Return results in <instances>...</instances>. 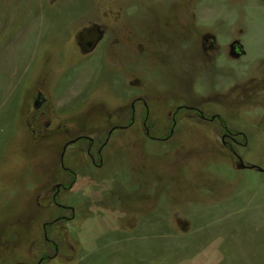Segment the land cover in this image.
Returning <instances> with one entry per match:
<instances>
[{
  "label": "rangeland",
  "instance_id": "obj_1",
  "mask_svg": "<svg viewBox=\"0 0 264 264\" xmlns=\"http://www.w3.org/2000/svg\"><path fill=\"white\" fill-rule=\"evenodd\" d=\"M257 166L264 0H0V264H264Z\"/></svg>",
  "mask_w": 264,
  "mask_h": 264
},
{
  "label": "flooded vegetation",
  "instance_id": "obj_2",
  "mask_svg": "<svg viewBox=\"0 0 264 264\" xmlns=\"http://www.w3.org/2000/svg\"><path fill=\"white\" fill-rule=\"evenodd\" d=\"M213 37H211V36H206L205 37V41H209L210 43L212 42L213 43ZM238 43H234V45H236V46H238V48L240 47L239 46V44L237 45ZM233 45V46H234ZM39 96H41L40 94H39ZM42 98V97H41ZM202 118H203V116H201ZM134 118H135V108H134V105L132 104V117H131V123H130V125H132V121L134 120ZM214 117H212V119H213ZM145 124V123H144ZM48 125V124H47ZM147 131H146V133H147V135H149V131H148V129L147 128H145ZM172 130L173 129H171L170 131L172 132ZM67 144H69V143H67ZM65 148L66 147H64L63 148V151H62V153H61V162L63 163V161H62V157H63V154H64V151H65Z\"/></svg>",
  "mask_w": 264,
  "mask_h": 264
},
{
  "label": "water",
  "instance_id": "obj_3",
  "mask_svg": "<svg viewBox=\"0 0 264 264\" xmlns=\"http://www.w3.org/2000/svg\"><path fill=\"white\" fill-rule=\"evenodd\" d=\"M40 100H41V96H38L37 97V99L35 100V108H38L39 107V105H40ZM241 166L243 167V168H254L255 166H253V165H251V166H245L244 164H243V162H241ZM257 168L259 169V171H264V169H262L261 167H258L257 166Z\"/></svg>",
  "mask_w": 264,
  "mask_h": 264
}]
</instances>
